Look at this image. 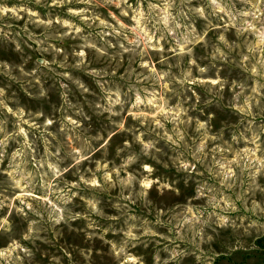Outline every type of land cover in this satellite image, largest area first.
Segmentation results:
<instances>
[{"label": "rangeland", "instance_id": "rangeland-1", "mask_svg": "<svg viewBox=\"0 0 264 264\" xmlns=\"http://www.w3.org/2000/svg\"><path fill=\"white\" fill-rule=\"evenodd\" d=\"M0 264H264V0H0Z\"/></svg>", "mask_w": 264, "mask_h": 264}]
</instances>
